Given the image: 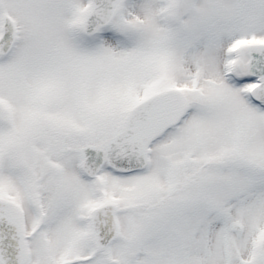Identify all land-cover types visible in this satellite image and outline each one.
<instances>
[{
    "label": "snow or ice",
    "instance_id": "obj_1",
    "mask_svg": "<svg viewBox=\"0 0 264 264\" xmlns=\"http://www.w3.org/2000/svg\"><path fill=\"white\" fill-rule=\"evenodd\" d=\"M0 264H264V0H0Z\"/></svg>",
    "mask_w": 264,
    "mask_h": 264
}]
</instances>
